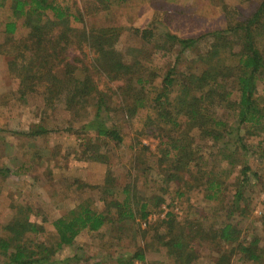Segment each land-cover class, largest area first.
<instances>
[{
	"label": "trees",
	"instance_id": "trees-1",
	"mask_svg": "<svg viewBox=\"0 0 264 264\" xmlns=\"http://www.w3.org/2000/svg\"><path fill=\"white\" fill-rule=\"evenodd\" d=\"M6 1L0 0V7ZM9 1L11 15L5 22H0L3 32L12 35L18 26V19H22L21 25L29 29L23 39L9 43L12 48L8 64L19 79L20 98H26L40 88L46 108H53L62 102L73 113L74 119L80 121L76 122L79 123L77 130L94 135L93 138H81L83 151L79 158H89L109 166L113 163V154L107 156V152H100L97 142L102 141L103 145L124 142L117 122L120 118L119 114H111L117 110L110 107L108 94L95 82L89 69L74 65L85 63L80 59H76V63L74 58L66 59L67 46L71 42L68 33L75 30L69 26L70 6L57 0ZM97 1L107 9L111 2L129 0ZM48 12L50 18L46 16ZM225 12L224 15L228 16ZM57 26L60 28L54 35L53 29ZM154 30L150 25L132 31L153 42L155 47L160 45L156 43L164 40L168 49L179 48L175 51L174 62L160 82H153L157 77L154 72H149L150 77H144L143 66L138 60L124 61V55L115 45L119 36L116 26L82 28L78 30V45L80 47V43H85L94 52L92 64L99 73L121 80L115 90L120 91L118 98L125 120H131L141 109L153 112V116L147 115L146 120H156L161 139L157 151L144 146L142 152L134 154L135 146L130 144L127 150H132L131 155L138 154L147 160L142 163L144 167L140 172L132 175L127 171L125 177H119L107 169L102 183L89 185L81 182L79 186L98 189L104 209L97 211L88 204H79L66 215L52 220L57 239L53 245L35 239L45 231V216L33 214V208L28 205L13 206V217L2 225L4 234L0 235V264H55L53 256L64 245L74 244L82 230L97 232L104 225L114 223L122 230L136 216L154 231L160 228L158 223L166 224L167 232L155 236L162 239L159 244L169 255H173L175 264H193L198 259L197 252L193 250V221L182 218L179 223L177 215L168 211L161 221L154 223L150 218V208L153 203L158 206L165 201L164 196L172 184L177 188V195L181 194L178 191L183 187H194L205 191V198H216L222 180L219 177L221 170L216 171L214 162L220 164L227 161L234 165L238 151L249 153L244 136L262 135L257 149L262 154L258 156H264V95L258 94V83L264 80V48L256 45L257 37L264 34V0L248 18L234 23L227 19L222 28L195 37H179L166 31L157 38ZM201 41L207 42L206 47H199ZM184 54L183 62L186 64L179 67ZM48 132L45 126L36 125L25 134L36 136ZM202 139L218 144L217 149L204 154L207 161L194 145ZM151 156H154L152 160ZM9 170L1 166L0 175H6ZM151 171L160 175L158 183L162 184L163 193L145 197L141 194L142 186L140 188L138 184L146 185ZM224 172L228 176L230 170L225 169ZM239 175L240 186L243 187L259 181L258 172L245 161L241 164ZM235 195L238 199L239 191ZM238 233L239 230L231 222H226L214 236L231 243L232 251L241 254L242 259L259 262V238L238 242ZM140 241L137 233L136 245L133 244L135 249L123 260L118 259L120 264H133L144 258ZM228 257L223 254L217 264H225L223 261Z\"/></svg>",
	"mask_w": 264,
	"mask_h": 264
},
{
	"label": "rangeland",
	"instance_id": "rangeland-1",
	"mask_svg": "<svg viewBox=\"0 0 264 264\" xmlns=\"http://www.w3.org/2000/svg\"><path fill=\"white\" fill-rule=\"evenodd\" d=\"M57 1L70 6L72 15L69 17V26L75 29L68 33L71 42L67 46L66 59L74 58V63L76 59L82 60L85 64L74 65L88 68L95 82L108 94L110 107L117 110L111 114H119L117 122L124 135V142L120 145L113 142L103 145L104 142H97L100 152H107V156L113 154V163L109 166L89 158L80 159L79 154L83 151L81 138H93V133L79 132V123L76 122L80 121L74 119L73 113L62 102H58L53 108H46L40 88L26 98H20L19 79L8 64L11 58L10 44L23 39L29 29L21 25L22 19L17 20L18 26L12 35L4 33L0 26V167L10 169L6 175H0V235L4 234L2 225L15 213L13 206L28 205L33 208V214L47 218L45 231L35 236V239L48 245L57 241L52 220L66 215L79 204H88L97 211L104 209L98 189L79 186L81 182L89 185L102 183L107 169H111L119 177H125L127 171L132 175L140 172L144 167L142 163L147 160L138 154L143 151L144 146L157 151L161 140L154 117L151 118L154 119L153 122L146 120L147 115L153 116L150 109H141L131 120H125L118 98L121 94L119 90H115L121 80L111 79L109 75L104 76L98 72L97 67L92 64L94 52L85 43H80V47L78 45V30L100 26L118 27L119 36L115 45L124 55V61L138 60L143 66L144 77H150L149 72H154L157 77L153 82H160L174 62L175 51L179 48L176 46L168 49L164 40L156 43L160 45L155 47L153 42L135 34L132 31L134 28L143 29L152 25L157 38L166 31L179 37H195L222 28L227 19L234 23L248 18L262 0H129L111 2L107 9L101 7L97 0ZM224 10L228 16L224 15ZM10 15V1L7 0L0 7V22H5ZM46 16L50 18L51 15L48 12ZM58 28L60 26L53 29L54 35ZM206 45V41H201L199 47ZM256 45L260 49L264 48V34L257 37ZM186 54L178 63L179 67L186 64L183 62ZM258 86V94L264 95V80ZM36 125L45 126L49 132L36 136L25 134ZM261 138L262 135L244 136L243 141L247 144L249 153L238 151L234 165L227 161L220 164L214 162L216 171L221 170L219 177L222 180L216 198L207 199L205 191L194 187H183L178 191L181 194L177 195V188L172 184L164 196L165 201L158 206L153 203L150 208V218L154 223L161 221L168 211L177 215V221H182V218L193 221V250L198 256L193 264H217L223 254L229 255L223 261L225 264H264V156H258L261 154L258 150ZM130 144L135 146L133 153H138L137 156L130 154L132 150H127ZM194 145L203 154L205 161L208 158L204 154L218 147V144L208 139L196 141ZM244 161L258 172L259 181L243 187L240 186L239 170ZM225 169L230 170L228 176ZM160 181V175L151 171L148 183L138 184L140 188L142 186L141 194L149 197L154 193H163V186L158 183ZM238 191L241 196L238 195L236 199ZM226 222H231L239 230L238 242L259 238V262L242 259L241 254L232 251L231 243L214 236ZM158 224L160 228L154 231L136 216L122 230L117 228L116 223L106 224L97 232L82 230L76 236L74 244L64 245L53 256L55 264H120L118 259L123 260L135 249L133 244L136 245L137 233L144 258L133 264H175L173 255H169L159 244L162 239L155 236L157 233L160 235L167 232L166 224Z\"/></svg>",
	"mask_w": 264,
	"mask_h": 264
}]
</instances>
